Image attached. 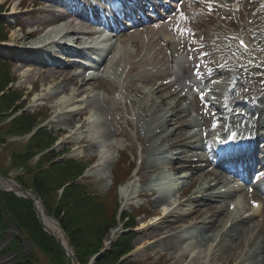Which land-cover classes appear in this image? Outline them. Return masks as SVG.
I'll use <instances>...</instances> for the list:
<instances>
[{
    "label": "rangeland",
    "instance_id": "1",
    "mask_svg": "<svg viewBox=\"0 0 264 264\" xmlns=\"http://www.w3.org/2000/svg\"><path fill=\"white\" fill-rule=\"evenodd\" d=\"M5 0H0V5H3V8L1 11L2 16H4L8 22L13 23L21 22L22 26L26 27V30H22L18 28L17 26H12L11 29H9V33L7 35V38L4 41H7L13 45H19L22 44L24 46L31 45L33 38L32 36L38 37V36H44L45 32L48 30V28L45 30V27L42 29H38V25H41L42 27L45 26L44 20L50 15L49 13V7H46L45 5H38L40 3L39 0H19L21 1L19 5H17L18 0H7L6 2H3ZM197 7L198 2L193 0L190 1L186 0V2L182 6L181 15L184 17V21L188 23L192 28V32L189 35L188 39H185L187 42H191L188 47H185L184 50L188 55L184 58L182 68L185 69V72L180 76L179 83L187 82V83H198V81H204L208 84H212L216 81H218L221 76H219L214 70V65L210 62L211 59H209V55L205 56L206 51H195L193 49L194 45L199 43L201 40L204 39L205 36L201 34V31H203L207 27V23L203 19L199 18V21H195L191 16V7ZM251 4L248 8V10L244 13L237 14V15H228L221 13H217V16L210 15L211 21L209 22V25H216L218 28H223L224 26L229 28L230 30H236V32L244 33L246 30L249 31V29L245 26L244 20L249 18L252 14L251 10ZM52 8V7H51ZM14 11V12H12ZM214 13V12H213ZM193 15V14H192ZM190 16V17H189ZM55 18L51 21L55 22ZM224 25V26H223ZM38 29L36 32H31ZM31 32V33H28ZM29 36V37H28ZM203 36V38L201 37ZM137 42V40H136ZM200 45V44H199ZM10 53V55H9ZM41 53V52H40ZM40 53L36 51H19V49H11L7 47H0V56H4L3 59H5L9 67L11 69V77L12 79H15L16 82L14 84V88H20L19 90H23L24 94L22 98L25 99L24 103V111L32 112L34 110L35 113L41 117L46 116L50 114V117L41 124H46L48 128H50L51 131H53V134L58 135L57 145L55 146V150L62 151L64 154L62 157L64 159H68L70 157L80 159V158H86L87 160H94L93 163L88 167L87 176L89 180L87 181L89 184V191L102 194L106 197L108 205L111 207L112 202L114 200V195L112 191L111 186V177L112 172L116 169V165L119 162L120 154L124 155L127 159V162L125 161L124 157L119 162V165L124 164L123 168L124 170H118L117 179L118 180H124L126 178V172L127 168H133V174L135 170L134 163L136 162L135 154L138 150V145L135 143L134 135H137L140 137L141 142H143V150H146L148 146L147 144L144 145L146 139L144 138L143 132L146 127L145 124H137V126H132L133 121L131 119H134L136 116L137 111V103L135 101H132V105H130V99H135L138 101L139 98L142 97L141 93H133L132 91H125L129 97V100L126 102H123L121 99H119L118 94L112 95V99H118L117 101H111L109 102L107 97L109 96L108 88L110 87L107 83L104 82L102 86H98L95 90L99 92L100 95L96 96L94 99H88L83 101H78L73 104V108L69 107V105H66L64 108H60L57 105H60L61 99L67 97H70L71 89L72 88H79L80 81H61L62 78H67L68 75H70L71 71L73 69L76 70V68H69L65 67L68 65V62L63 64L60 68H53L52 66H46L44 64L40 63L39 55ZM44 54V53H43ZM55 55H60L59 52L54 53ZM2 58V57H1ZM180 65V64H179ZM198 66V71H196V68ZM75 67V66H74ZM181 68V69H182ZM264 68V65H263ZM195 72V74H193ZM102 73V72H101ZM104 73H102L103 75ZM259 74H262V70L257 69L253 72H250V75H253L259 78ZM264 79V76H263ZM102 80V79H101ZM103 81V80H102ZM62 82V84H61ZM77 82V85H74V83ZM128 82V81H127ZM246 84H242L241 91L245 90L247 85L250 83V79L247 78L245 80ZM254 80L251 82L250 85H254ZM158 81H154L151 79L146 82H141L139 79H135L133 82V86L138 89H150L155 97L160 99V97L155 94L156 91L155 88ZM56 85H59L57 87ZM204 85V84H203ZM202 84L199 85L196 89V97L198 100V108H197V116L200 119H203V122L201 123L199 129L200 131H197L194 135L193 139L187 140H194L195 144L200 145V149L198 150L200 155H205L207 146H208V140L210 141V135L211 132L217 127L218 119L217 113L212 105H210L208 102H203L201 100V93H203V96L205 95L204 91L200 88L203 86ZM58 88V89H55ZM23 88V89H21ZM107 90V91H106ZM124 91V90H123ZM166 90H164V93ZM264 92V90H263ZM163 93V92H162ZM161 93V94H162ZM81 94H84L83 92ZM36 98V99H35ZM35 99V100H34ZM77 99V98H75ZM74 99V100H75ZM92 103L90 105V103ZM102 101L108 102V108L105 110H100V107H95L94 105H97L99 103H102ZM169 101V99H168ZM18 104V103H17ZM125 108H129V111H124ZM61 110V111H60ZM14 115L7 116L3 121H0V126L8 125V121L12 118ZM126 118H128V122L126 121ZM253 122V119H251ZM262 120H259L261 122ZM87 122H91L94 124L92 126L93 130H97V134L95 136L90 135L87 131H85L84 124ZM43 124V125H44ZM261 124H264L261 122ZM2 126V127H3ZM82 126V128L80 127ZM47 129V128H46ZM136 131V133H135ZM193 131H179L178 134L173 135L172 138L176 137V140L179 137L187 136L191 134ZM198 133V134H197ZM143 137H142V135ZM0 136L3 139V141L0 143V162H4L5 168L8 167V154H10L11 150H18V148H24L25 146L22 145L27 142V135H13L12 133H7L6 128H0ZM138 137V139H139ZM101 141L98 145H94V141ZM171 140V136H168L163 142L169 143ZM153 144V141L151 142ZM150 144V145H151ZM103 145V146H102ZM24 146V147H23ZM101 146V147H100ZM20 149V150H21ZM105 149V150H103ZM125 153L123 154V150H125ZM122 152V153H121ZM103 153V155H106L105 164L106 169L108 170V175L106 177H103L102 175L99 176L97 174L92 173V171L97 167L98 161L100 158V155ZM149 154L148 152H146ZM145 153V154H146ZM152 153V152H151ZM169 154L168 152L164 153H153L150 155V161L149 163L152 164L151 169H146V167L143 166V168L138 172V175L130 174L131 179L135 181V189L134 192H144L147 189L146 182L150 179L152 174H157L159 176H162V169L168 168L167 164L165 163L166 160L163 158L165 155ZM170 155V154H169ZM189 155V154H188ZM6 156V157H5ZM93 157V158H92ZM148 158L147 155H145V159ZM32 158L31 160H33ZM186 160V157L184 155H181V160L176 163V165H183L186 164L184 162ZM31 163V162H30ZM194 163V162H193ZM32 163V167H33ZM199 164V163H198ZM30 165V166H31ZM193 164V166H195ZM10 171V172H9ZM9 174L13 173V170H8ZM131 172V171H130ZM129 172V173H130ZM182 172V170H174V167L171 171H169L170 175V182L174 183L175 178L179 176L178 173ZM92 173V174H88ZM200 174V173H199ZM198 173L195 174V178L197 177ZM24 179H27V176H24ZM5 186L4 184H1ZM176 185V184H175ZM188 186V183L183 185L181 187V183L179 182L178 186L175 191L172 193V195L168 196H162L159 198L160 205L156 207L155 200L152 201L150 197L145 198H134L131 201L127 202L123 205V208L131 211L132 208H136L138 205L147 206V208H142L143 212L137 211L138 217L136 218L137 221V227H136V236L133 239V246L134 249L131 253L132 259L139 260L143 262L144 264H239L240 261V253L248 252L251 250H254V247L257 246L260 242V239L262 241V238L264 237V232L262 233L260 231V226H264V213L262 215H256L253 216L252 219L246 224H239L237 226H240L242 232L244 229L247 231L246 233H243L241 236H239V240H234L233 244H231L230 247H226V243L221 246V254L219 256H216L215 258H194L192 260L191 257L188 255V251H185L182 253V245L184 241H182L179 237H170V236H164L166 235V232L168 231V228L170 226V223L165 222L163 220L162 222L158 223L156 227L154 228H147L148 224L147 222H152L156 219L155 222L162 219L163 216V207L168 206L170 203H173L175 201L177 202H184L185 198L190 197L193 193H187L185 197H182L180 194V191L182 188H186ZM7 187V186H5ZM121 186L118 187L117 193L118 197L122 198L121 193ZM218 190V189H217ZM247 190L243 189L242 191L238 192L235 191L233 195H231L229 198V201L232 203L233 201L240 200L241 201V207H244L241 209V214L245 212L247 209H254L253 203H248L246 198H244V193ZM248 192V191H247ZM97 193V194H98ZM183 194V193H182ZM226 197L220 198L219 200H225ZM185 203V202H184ZM218 203V202H215ZM197 205V203H187L183 207H181V210H193L194 207ZM208 206L202 205L201 208H207ZM179 209V211H181ZM251 210V211H252ZM202 211V210H201ZM230 211V209H229ZM250 211V210H249ZM247 211V212H249ZM147 212H152L153 214L159 213L158 215H154L155 217L147 218L146 215ZM213 215L210 217L212 220H215V228H219V225L223 223V221L226 219V215L228 214V211L223 213H215V212H209ZM173 215V213H172ZM202 216V215H201ZM155 218V219H154ZM169 218V217H168ZM190 220L192 221H199V218L195 214L190 215ZM188 218V219H189ZM170 220H176L174 218V215L169 218ZM184 222L179 223L180 226L176 228L173 231H178L183 229ZM255 228H252L253 224H256ZM249 226V227H248ZM235 228V227H234ZM253 230V231H252ZM9 232V231H8ZM185 233V232H183ZM188 241L192 243H196L197 248L206 249L204 247L205 241L200 242V232L198 228L196 227H190L187 232ZM7 237V236H6ZM249 237H251L250 241L248 242ZM236 238V236H235ZM4 238H2V241ZM6 241V240H5ZM216 241L213 242V245ZM2 242H0L1 244ZM14 254V252L8 253V254H2L0 250V264L7 263L8 261H12L11 257ZM35 254L40 258L41 264H49L47 258L41 253L40 251H36ZM261 256H264V254H260L258 258ZM264 260V259H263Z\"/></svg>",
    "mask_w": 264,
    "mask_h": 264
},
{
    "label": "bare ground",
    "instance_id": "2",
    "mask_svg": "<svg viewBox=\"0 0 264 264\" xmlns=\"http://www.w3.org/2000/svg\"><path fill=\"white\" fill-rule=\"evenodd\" d=\"M77 2H73L71 4H77L80 6L81 1L80 0H73ZM92 1L95 0H84L85 6L87 4H90ZM198 3L201 5H213L216 9L215 11H221L222 13L230 12L231 9L230 7V1L231 0H197ZM237 1V0H234ZM242 6H245L249 0H239ZM255 5L254 8H258V15L261 20H263V24L258 28L257 34L255 37L246 35L245 36V41L244 45L242 46H236L232 44L231 38L232 36H236L233 34L231 31L227 30L224 31V29H218L215 25L213 26H208L206 29V40H207V45L209 51H211V57H213V60L217 66H220L221 69L218 71V74H220L222 77L218 81L209 84L208 87L205 88V93L206 95H210V99L212 103L216 106H218L219 110L223 112V120H224V126L228 123L230 124V127L234 125L242 126V121L236 120V117H238V112L235 111L237 109L238 103L235 100L233 93L235 92V86L232 87L231 84L233 81H237V83L240 81V77L238 76V70H239V63L240 61L244 59V61L247 62L249 66L251 64L257 61H261V59L264 60V51L259 50V49H253V46L255 44L261 43V45H264V38L263 40L260 38L261 36H264V0H254ZM70 4V3H69ZM132 7L131 9H133ZM79 10V9H77ZM14 12V11H12ZM120 13H122L121 9H119ZM165 12H167V8L165 9ZM208 12L205 11H195V16L203 17V19L207 20V14ZM95 20V18H93ZM107 23L110 20H106ZM170 21L165 22V17L164 18H158L156 21V24L151 26V29H149L147 32H145L142 35H139V33L131 32L128 34V36L124 37L123 39H117L115 42L112 43L111 39H104L102 43L104 46L111 45L112 44V50H111V59L107 63V65L104 67L105 69V80H111L113 84L116 87L122 88V83L125 79L129 78V76L132 77H137V78H142L141 80L143 82L148 81L149 77L157 76L162 73L163 80H165L166 86L170 87V91L172 92V89L175 88V84L177 83V80L179 79L178 75V70L175 69V65L171 64V58L170 56L167 55V50L172 49V54H175V56H178V52H176L177 47L180 43V41L183 39L182 33L179 31H173V33L166 31L164 29L167 25H169ZM163 24V25H162ZM89 30L86 29V27L82 26L81 23L74 18H67L63 22L59 24H55L49 27L48 31L45 33V36H42L41 38L38 39V44L37 47H35L38 51L43 52V49H52L53 42L57 39H66L67 37L70 38V41H73L77 47H80L81 50L83 51H91L92 53L95 52V48L97 45L98 37H92L90 33H88ZM167 32V35H166ZM238 38V37H236ZM135 39L140 40V44L133 43ZM214 39H216L214 41ZM109 40V42H108ZM51 41V42H49ZM47 44L42 45V44ZM101 43V42H100ZM4 45H11V43L4 41ZM115 45V46H114ZM1 46V45H0ZM19 51H32V49L29 47H26L22 44H19L18 46L15 45ZM42 46V47H41ZM41 47V48H40ZM184 47V46H182ZM185 47H188L185 45ZM245 48H248L247 51H250V54H246V50L244 51ZM137 49H139L137 51ZM197 51V50H195ZM210 53V52H209ZM101 53V55H103ZM98 55H96L97 57ZM45 58L44 60L50 59V57H43ZM87 56L83 57L82 59L85 60ZM174 58V55H173ZM262 64H264V61H261ZM244 65H241L242 67ZM248 69V68H244ZM83 74H74L72 73L69 75L67 78H62L61 81H69V80H79L80 79V86L79 88L71 89L70 97H65L61 99L60 105H57L59 109L62 107L64 108L66 105H69V107L73 108V104L88 99H94L96 96L100 95L97 90H95L98 86H102L104 84V81L99 80V76L97 74H91L87 78H85ZM168 80H174V83H170ZM62 84V82H61ZM78 83L75 82L74 85H77ZM98 85V86H97ZM163 85V83H162ZM59 87V85H56ZM186 87V85H185ZM128 88L133 89L131 85H128ZM187 88V87H186ZM55 89H58L55 87ZM191 89V88H190ZM141 90V89H140ZM107 91V90H106ZM178 90L174 89L173 93L171 95H174V92H177ZM84 94H81V93ZM109 92V91H108ZM184 92L183 89L179 92ZM142 97L141 100L139 99V104L141 105L142 109H145L147 111V115H150L148 117L147 122L152 123V129L156 130V134L153 133L152 129L148 130V128L145 131V136L147 143L148 141L153 143H157L158 140H160V136L162 134H165L166 131L163 130L161 127L168 126L172 123V118L169 116H164L161 113L162 105H163V99L160 101L156 98L153 97L152 93L150 94V91H146L145 89L141 90ZM188 93V92H187ZM77 98V99H75ZM36 99V98H35ZM34 99V100H35ZM75 99V100H74ZM108 100V99H104ZM259 101V103H262L264 99L262 97H259L256 99ZM110 101V100H109ZM175 101V100H174ZM179 100H176V103H179ZM185 101L187 103H185ZM111 102V101H110ZM174 102V103H175ZM94 103L91 101L90 105ZM183 106L181 107L182 109L179 110L180 113L185 114L187 111H190L193 107H195V102L192 99L184 100L182 102ZM95 107H100V110H105L108 107V102L107 101H102V103H99L97 105H94ZM263 108H260L259 111L262 113ZM61 111V110H60ZM257 110L255 112L256 114V120H261V117L264 118L263 115H261ZM172 116V115H171ZM196 120V119H193ZM264 120V119H263ZM147 124V123H145ZM150 124H147L149 127ZM245 124H247L248 129L250 131H246L245 134L247 135H253L254 132L251 131L253 125L249 124L247 121H245ZM259 121H257L256 124V130L259 129ZM185 126L192 125L191 122L186 121L184 123ZM85 126V131H87L90 135L95 136L97 134V130H93L91 122H87L84 124ZM82 128V126H80ZM178 126H174L172 130L176 129ZM242 128V127H241ZM151 131L152 133H148ZM179 131H173L172 135L178 134ZM189 136L186 137H181L178 142L174 143L175 141H171L170 143L162 144V148H156L152 147L149 145L148 147V153L147 157L151 155V152H159L160 150L164 153L167 150H176L173 149L177 146L188 148V147H195L193 145L192 141L187 143L186 139H188ZM256 142L258 143H264V138L259 139ZM101 143V141H94V145H98ZM103 146V145H102ZM101 147V146H100ZM198 146L194 148V151L197 150ZM261 148V146H259ZM105 150V149H103ZM262 151H264V146H262ZM186 150H182L180 152V155L182 153H186ZM173 159L178 157L179 153L176 152L172 154ZM144 156V154H143ZM195 155H192L190 157V160H193ZM264 158V156H263ZM263 158L260 159L259 164L262 167V164L264 162ZM105 159L106 155L104 156L103 153L100 155L98 165L97 167L92 171V173L97 174L99 176L106 177L108 175V170L106 169V164H105ZM197 160L204 162L207 166L212 165L210 161L206 159H201L199 157L196 158ZM170 162V161H169ZM172 164V162H171ZM146 168H152L151 163H146ZM204 167H196L194 168V171H192L190 174L188 172H183L180 173L178 178H182L184 181L183 177H187L188 180H191L192 182H196L199 176L195 178V174L198 173V171H203ZM220 170V169H219ZM91 173V174H92ZM213 176L212 179L205 180L203 183L200 184L199 189H197L196 194L193 193L190 197L186 199V202H194L197 203V205L194 207L193 210H181L185 204L183 203H178L174 207L171 208L172 204L167 208L163 209L164 212L162 213V219L155 222L156 219L152 222H147V228H154L157 226L158 223L162 222L165 220V222L170 223V226L168 228V231L166 232V235L164 236H170V237H179L182 241H184L182 245V253L185 251H188V255L190 254L192 257L190 260L197 258H215L216 256H219L222 252L220 250L221 246H223L226 243V247H230L231 244H233L234 240H239V236H241L243 233H246L247 231L244 229L242 232H240L241 228L240 226H237L239 224H242V221L244 224L248 223L251 219V216H234L230 217V219L227 221L234 220L233 223L230 224V227H226L225 224L221 226V228L216 229L215 228V220H212L210 217L213 215H209V212H215V213H220L226 210V205L224 204L223 206H219L218 204H213V202L218 201V199L223 198L225 192H220L218 190L217 192H213L210 194H206V192L209 189H212L215 185H218L220 183H224V180L222 177L216 173L213 172L211 174V177ZM262 178V176H261ZM150 182L152 179L150 178ZM150 185V184H149ZM183 185V183H182ZM224 187V186H222ZM121 193H122V202L127 203L133 196V191L135 189V181L133 179L129 180L128 182L124 183L121 185ZM151 185L149 190H145L144 192H138L140 195H148L152 193L151 190ZM224 190V189H223ZM260 196L258 191H255L253 193L245 192L244 193V198H246L247 202H251L252 200L255 199V197ZM224 202L225 200H221ZM156 202V207L160 205V200L155 199ZM263 203V210L261 213H264V201ZM237 204V203H236ZM206 205L208 206L207 208H201L200 206ZM39 216L44 223V225L47 227V229L55 232L58 234L62 240L65 243L64 236L60 230V228L55 225L56 223L52 221L44 212L41 206H39ZM179 209L181 211H179ZM202 210V211H201ZM176 220H170L173 215ZM260 213V214H261ZM195 214L198 218L199 221H192L190 220V215ZM202 215V216H201ZM169 217V218H168ZM189 218V219H188ZM183 223L184 227L183 229L178 230V231H173L176 228L180 226L179 223ZM227 224V223H226ZM257 225L253 224L252 228H255ZM190 227H196L198 228L200 232V242L205 241L204 247L206 249H195L197 248L196 243H192L188 241V236L186 234L187 230ZM235 227V228H234ZM249 227V226H248ZM253 231V230H252ZM260 231L263 233L264 232V226H260ZM185 232V233H183ZM220 234V235H219ZM218 236V237H217ZM236 236V238H235ZM251 237H249L248 242L250 241ZM214 240L216 242L213 245ZM260 254H264V237L262 238V241L260 239V242L257 246L254 247V250L251 251H246L243 253H240V261L239 264H264V256H260Z\"/></svg>",
    "mask_w": 264,
    "mask_h": 264
},
{
    "label": "trees",
    "instance_id": "3",
    "mask_svg": "<svg viewBox=\"0 0 264 264\" xmlns=\"http://www.w3.org/2000/svg\"><path fill=\"white\" fill-rule=\"evenodd\" d=\"M2 30L3 20L0 18V39L6 36ZM10 74L8 62L0 58V91L12 81ZM23 94V90L9 88L0 96V121L23 107V103L17 104ZM9 110L11 112L8 113ZM44 117L23 111L12 117L8 125L0 128H6L12 134H23L32 130ZM55 139L51 130L45 126L38 127L24 144V148L10 151L11 160L7 168L4 162H0V172L6 175L9 168L25 166V175H17L15 180L41 199L46 212L58 219L79 264H87L89 257L101 248L110 228L116 225L117 196L113 192L114 200L110 207L106 197L89 191L87 182L77 181L90 161L70 158L57 160L59 153H55L53 149L45 151L53 145ZM0 141H3L1 136ZM37 154L38 159L32 167L29 161ZM24 176H27L26 180ZM66 183L69 184L65 185ZM63 185L64 189L58 198V189ZM122 220L126 227H131L135 223V216L125 212ZM11 225H15L20 232L5 246L4 252L21 243V237L27 242L11 264H41L40 258L35 254L37 250L45 255L49 264H69L59 241L46 232L37 219L32 201L0 189V239ZM133 237V231L119 236L94 264H144L128 258L119 260L131 249L130 241Z\"/></svg>",
    "mask_w": 264,
    "mask_h": 264
},
{
    "label": "water",
    "instance_id": "4",
    "mask_svg": "<svg viewBox=\"0 0 264 264\" xmlns=\"http://www.w3.org/2000/svg\"><path fill=\"white\" fill-rule=\"evenodd\" d=\"M0 177L3 178L5 181L10 182V180H8L7 178L3 177L2 175H0ZM17 191H21L22 193H24L25 195H27L29 198H31L30 195H29V193L26 192V191H24V190H22L21 188L17 187ZM38 218H39V215H38ZM39 220H40V218H39ZM58 238H59V237H58ZM59 239H60V238H59ZM60 240H61V239H60ZM61 243H62L64 249L66 250L67 254L71 257L72 262H73L74 264H77V261H76V259H75V256L71 253V250H70V248H69V245H68V244H64L62 240H61Z\"/></svg>",
    "mask_w": 264,
    "mask_h": 264
},
{
    "label": "snow or ice",
    "instance_id": "5",
    "mask_svg": "<svg viewBox=\"0 0 264 264\" xmlns=\"http://www.w3.org/2000/svg\"><path fill=\"white\" fill-rule=\"evenodd\" d=\"M241 43H243V42H241ZM196 71H198V66H197V68H196ZM193 74H195V72L193 73ZM204 99V96H203V93H201V100H203ZM235 133H232L231 134V137L229 138L230 140L231 139H234L235 138ZM228 141H221V143H227Z\"/></svg>",
    "mask_w": 264,
    "mask_h": 264
}]
</instances>
